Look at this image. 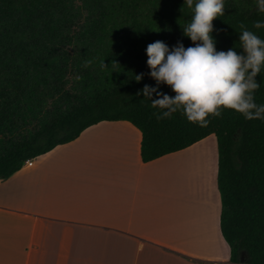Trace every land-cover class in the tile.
<instances>
[{"label": "trees", "instance_id": "trees-1", "mask_svg": "<svg viewBox=\"0 0 264 264\" xmlns=\"http://www.w3.org/2000/svg\"><path fill=\"white\" fill-rule=\"evenodd\" d=\"M186 0H0V180L103 121H126L141 133L144 163L214 135L220 233L232 264H264V120L233 110L208 127L179 111L157 120L160 109L141 93L145 85L169 96L147 65V46L162 41L194 46L182 27ZM183 8V11H182ZM256 0H225L213 21L217 51L239 48V25L264 39ZM142 75L140 82L136 76ZM264 104V70L257 76ZM159 98L155 94L152 99Z\"/></svg>", "mask_w": 264, "mask_h": 264}, {"label": "crops", "instance_id": "crops-1", "mask_svg": "<svg viewBox=\"0 0 264 264\" xmlns=\"http://www.w3.org/2000/svg\"><path fill=\"white\" fill-rule=\"evenodd\" d=\"M103 121L0 180V264H232L210 135L144 163Z\"/></svg>", "mask_w": 264, "mask_h": 264}, {"label": "clouds", "instance_id": "clouds-1", "mask_svg": "<svg viewBox=\"0 0 264 264\" xmlns=\"http://www.w3.org/2000/svg\"><path fill=\"white\" fill-rule=\"evenodd\" d=\"M185 6L192 10V17L182 29L194 46L186 48L178 43L170 49L156 41L146 49L151 78L158 86L170 87L175 96L148 85L137 95L150 99L151 107L160 109L153 113L157 120L171 118L179 111L189 123L208 127L209 117L221 118L225 109L249 121L264 120V104L255 100L260 87L256 78L264 70V39L241 23L238 33L242 52L217 51L213 21L224 15L225 0H186ZM256 8L264 14V0H256ZM252 27L264 29V20L255 21ZM142 79V75L136 76L137 82ZM154 94L159 98L152 99Z\"/></svg>", "mask_w": 264, "mask_h": 264}, {"label": "built area", "instance_id": "built-area-1", "mask_svg": "<svg viewBox=\"0 0 264 264\" xmlns=\"http://www.w3.org/2000/svg\"><path fill=\"white\" fill-rule=\"evenodd\" d=\"M31 161H32V160H28V161H26L24 165H30V164H31Z\"/></svg>", "mask_w": 264, "mask_h": 264}]
</instances>
